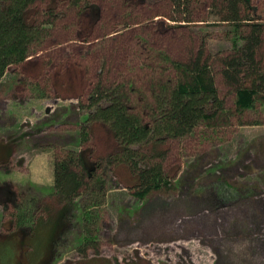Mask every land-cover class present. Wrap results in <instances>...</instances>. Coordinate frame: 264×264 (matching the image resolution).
Instances as JSON below:
<instances>
[{"label": "rangeland", "instance_id": "obj_1", "mask_svg": "<svg viewBox=\"0 0 264 264\" xmlns=\"http://www.w3.org/2000/svg\"><path fill=\"white\" fill-rule=\"evenodd\" d=\"M84 1L101 8L94 27L83 22L78 8L60 7L65 15L36 54L11 66L0 82V160L8 158L0 162V183L24 189L19 202H28L32 193L37 202L58 206L47 193L54 186L55 155L88 146L99 156L117 147L99 125L82 143L81 121L96 83L126 91L139 119L149 121L155 89L176 81V61H186L192 47L205 41L211 61L233 51L232 27L218 23L209 8L196 10L198 20L188 25L167 17L170 0H146L136 8L125 7L124 0ZM251 2L264 23V0ZM125 21L131 24L124 27ZM213 66L221 69L218 62ZM216 78L228 111H235V92L220 73ZM255 105L243 123L235 114L218 127L201 122L189 135L168 140L161 147L167 150L163 184L144 198L136 195L128 168L104 172L106 198L77 200L91 219L75 211L79 218L56 264H264V105ZM221 189L226 200L217 207ZM6 204L5 209L0 203V238L18 230L19 210ZM39 208L35 218L46 216ZM88 228L100 251L93 245L84 255L77 247ZM27 252L25 245L20 255L26 261Z\"/></svg>", "mask_w": 264, "mask_h": 264}, {"label": "trees", "instance_id": "obj_2", "mask_svg": "<svg viewBox=\"0 0 264 264\" xmlns=\"http://www.w3.org/2000/svg\"><path fill=\"white\" fill-rule=\"evenodd\" d=\"M38 2L47 6L40 9ZM124 2L125 7L136 8L146 0ZM170 5L167 17L173 22L188 25L198 20L193 16L196 10L209 8L208 12L218 17V23L232 27V53L214 56L213 61L221 66L217 72L211 61L213 55H207L206 42L192 47L186 61H176V81L168 86L160 85L158 91L155 89L149 121L139 119L126 91L112 84L107 87L104 82L96 83L88 96V113L81 121L82 143L89 140L91 128L99 125L113 138L117 147L99 156L88 146L76 153L65 151L55 155L54 186L47 193L58 206L43 203V200L37 202L32 193L28 202H19L20 196L25 195L24 189L18 192L9 181L0 183V203L6 209V203L11 202L19 210L18 230L9 231L0 238V264H56L62 257L59 250L61 244L72 229L75 216L79 218L75 211L80 209L91 219V215L84 212L85 205L80 201L77 203V200L82 198L90 204L91 201L97 203V200L102 203L106 198V181L102 178L104 172L117 167L128 168L137 181L134 186L138 188L136 195L144 198L152 189H158L163 184L159 177L167 150L161 147L166 146L168 140L189 135L201 122L218 127L219 120L232 119L235 114L241 119L246 110L255 108L257 100L264 105V23L254 13L251 0H209L207 3L202 0H170ZM64 6L68 10L78 8L77 15L92 27L100 21L101 8L94 2L0 0V82L11 66L36 54L38 44L51 35L56 21L65 15ZM130 24L125 21L124 27ZM218 73L236 94V107L235 111L230 110L232 113L219 94L216 83ZM6 147L9 156L12 150ZM2 161L3 165L7 164L8 158ZM219 193L217 207L226 200L224 190ZM41 205L46 216L35 218V207ZM87 234L77 249L87 255V248L94 245L99 252L94 230L88 228ZM25 245L27 261L20 255ZM97 261L104 263L107 260Z\"/></svg>", "mask_w": 264, "mask_h": 264}]
</instances>
